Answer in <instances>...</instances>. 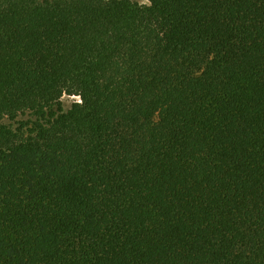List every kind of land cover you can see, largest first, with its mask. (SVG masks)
<instances>
[{
	"label": "trees",
	"instance_id": "16d2710c",
	"mask_svg": "<svg viewBox=\"0 0 264 264\" xmlns=\"http://www.w3.org/2000/svg\"><path fill=\"white\" fill-rule=\"evenodd\" d=\"M0 264H264V0H0Z\"/></svg>",
	"mask_w": 264,
	"mask_h": 264
},
{
	"label": "rangeland",
	"instance_id": "374dc122",
	"mask_svg": "<svg viewBox=\"0 0 264 264\" xmlns=\"http://www.w3.org/2000/svg\"><path fill=\"white\" fill-rule=\"evenodd\" d=\"M140 3H148V0H136ZM78 100V97H70V96H64L63 97V104H64V108L67 110L71 107V105L73 104L74 101Z\"/></svg>",
	"mask_w": 264,
	"mask_h": 264
}]
</instances>
